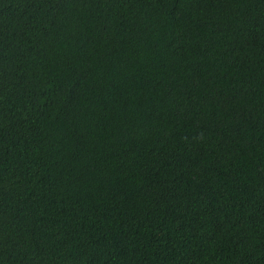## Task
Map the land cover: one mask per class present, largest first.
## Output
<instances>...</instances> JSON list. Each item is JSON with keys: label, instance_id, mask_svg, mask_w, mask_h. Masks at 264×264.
<instances>
[{"label": "trees", "instance_id": "16d2710c", "mask_svg": "<svg viewBox=\"0 0 264 264\" xmlns=\"http://www.w3.org/2000/svg\"><path fill=\"white\" fill-rule=\"evenodd\" d=\"M0 264H264V0H0Z\"/></svg>", "mask_w": 264, "mask_h": 264}]
</instances>
